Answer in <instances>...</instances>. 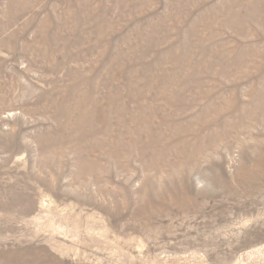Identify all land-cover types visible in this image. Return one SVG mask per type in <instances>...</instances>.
Here are the masks:
<instances>
[{
	"label": "rangeland",
	"instance_id": "rangeland-1",
	"mask_svg": "<svg viewBox=\"0 0 264 264\" xmlns=\"http://www.w3.org/2000/svg\"><path fill=\"white\" fill-rule=\"evenodd\" d=\"M263 101L264 0H0V264H264Z\"/></svg>",
	"mask_w": 264,
	"mask_h": 264
},
{
	"label": "bare ground",
	"instance_id": "bare-ground-1",
	"mask_svg": "<svg viewBox=\"0 0 264 264\" xmlns=\"http://www.w3.org/2000/svg\"><path fill=\"white\" fill-rule=\"evenodd\" d=\"M249 48H250V46H249ZM261 69H262V68H261ZM221 73H224V72H221ZM236 82H237V81H236ZM189 86H190V85H189ZM253 92H255V91H253ZM251 93H252V92H251ZM253 94H254V93H252V95H253ZM259 95H260V94H259ZM186 96H187V95H186ZM253 96H255V95H253ZM260 96H261V95H260ZM251 97H252V96H251ZM173 98H174V97H173ZM177 98H178V97H177ZM177 98H176V99H177ZM255 98H256V97H255ZM237 99H238V98H237ZM231 100H232V97H231ZM231 100H230V101H231ZM135 101H136V100H135ZM163 101H164V100H163ZM167 101H168V100H166V103H167ZM176 101H177V100H176ZM222 101H223V100H222ZM137 102H138V101H137ZM146 102H147V101H146ZM171 102H172V101H171ZM223 102H224V105H225V101H223ZM260 102H261V101H260ZM263 102H264V101H263ZM153 103H154V102H153ZM199 103H200V102H199ZM210 103H211V102H210ZM212 103H213V102H212ZM79 104H80V103H79ZM85 104H86V103H84V105H85ZM144 104H145V101H144ZM150 104H151V102H150ZM154 104H155V103H154ZM161 104H162V103H161ZM175 104H176V103H175ZM183 104H185V103H183ZM188 104H189V103H188ZM188 104H187V105H188ZM193 104H194V103H193ZM258 104H260V103H258ZM258 104H257V105H258ZM152 105H153V104H152ZM159 105H160V103H159ZM163 105H166V104H163ZM185 105H186V104H185ZM185 105H184V106H185ZM212 105H213V104H212ZM224 105H223L222 107H224ZM135 106H136V105H135ZM135 106H134V107H135ZM154 106H155V105H154ZM176 106H177V105H176ZM252 106H253V105H252ZM127 107H128V106H127ZM139 107H140V106H139ZM163 107H164V106H163ZM166 107H167V106H166ZM178 107H179V106H178ZM185 107H186V106H185ZM207 107H208V106H207ZM222 107H221V108H222ZM225 107H227V106H225ZM253 107H254V106H253ZM255 107H256V106H255ZM258 107H259V106H258ZM258 107H257V108H258ZM261 107H262V106H261ZM106 108H107V107H106ZM144 108H145V107H144ZM152 108H153V107H152ZM154 108H155V107H154ZM170 108H171V107H170ZM235 108H237V107H235ZM235 108H232V109H235ZM128 109H129V108H128ZM136 109H137V108H136ZM138 109H139V108H138ZM171 109H172V108H171ZM176 109H177V108H176ZM191 109H192V108H191ZM228 109H229V108H228ZM160 110H161V109H160ZM163 110H164V109H163ZM178 110H179V109H178ZM186 110H187V109H186ZM188 110H189V109H188ZM201 110H202V109H201ZM257 110H258V109H257ZM257 110H256V111H257ZM125 111H126V110H125ZM174 111H175V110H174ZM182 111H183V110H182ZM211 111H212V110H211ZM217 111H218V110H217ZM220 111H221V110H220ZM229 111H230V110H229ZM246 111H247V110H246ZM132 112H133V111H132ZM134 112H136V111H134ZM155 112H158V111H155ZM155 112H154V114H155ZM160 112H161V111H160ZM160 112H159V113H160ZM176 112H177V111H176ZM207 112H208V111H207ZM209 112H210V111H209ZM227 112H228V111H227ZM242 112H243V111H242ZM108 113H110V112H108ZM165 113H166V112H165ZM179 113H180V112H179ZM191 113H192V112H191ZM212 113H214V111H213ZM232 113H233V112H232ZM261 113H262V112H261ZM135 114H136V113H135ZM162 114H163V113H162ZM168 114H169V113H168ZM170 114H171V113H170ZM173 114H174V113H173ZM175 114H176V113H175ZM177 114H178V113H177ZM252 114H253V112H252ZM252 114H251V115H252ZM256 114L258 115V113H256ZM61 115H62V114H61ZM129 115H130V114H129ZM131 115H132V114H131ZM186 115H188V114H186ZM213 115H214V114H213ZM133 116H134V115H133ZM140 116H141V115H140ZM145 116H146V115H145ZM206 116H207V115H206ZM225 116H226V115H225ZM252 116H253V115H252ZM141 117L143 118V114H142ZM158 117H159V116H158ZM163 117H164V116H163ZM210 117H211V116H210ZM135 118H136V116H135ZM137 118H138V117H137ZM142 118H141V119H142ZM190 118H191V117H190ZM202 118H203V117H202ZM204 118H205V116H204ZM212 118H215V116L212 117ZM227 118H228V117H227ZM247 118H248V117H247ZM249 118H250V117H249ZM254 118H255V117H254ZM119 119H120V118H119ZM123 119H124V118H123ZM147 119H148V118H147ZM168 119H169V115H168ZM193 119H194V118H193ZM219 119H220V117H219ZM116 120H117V119H116ZM156 120H157V119H156ZM169 120H170V119H169ZM227 120H228V119H227ZM237 120H238V118H237ZM253 120H254V119H253ZM127 121H128V119H127ZM144 121H145V119H144ZM189 121H190V120H189ZM208 121H209V120H208ZM225 121H226V120H225ZM105 122H106V121H105ZM124 122H126V121H124ZM124 122H123V123H124ZM128 122H129V121H128ZM130 122H131V121H130ZM135 122H136V121H135ZM200 122H201V121H200ZM115 123H116V122H115ZM120 123H121V121H120ZM140 123H141V122H140ZM143 123H144V122H143ZM143 123H142V124H143ZM216 123H217V122H216ZM225 123H226V122H225ZM107 124H108V123H107ZM129 124H130V123H129ZM146 124H148V123H146ZM178 124H179V123H178ZM191 124H192V123H191ZM197 124H198V122H197ZM207 124H208V123H207ZM214 124H215V122H214ZM77 125H78V124H77ZM79 125H81V124H79ZM87 125L89 126V123H88ZM105 125H106V124H105ZM114 125H115V124H114ZM134 125H135V124H134ZM137 125H138V124H137ZM174 125H175V124H174ZM179 125H180V124H179ZM74 126H75V125H74ZM81 126H82V125H81ZM85 126H86V125H85ZM139 126H142V125H139ZM164 126H165V125H164ZM164 126H163V127H164ZM176 126H177V125H176ZM180 126H181V125H180ZM186 126H187V125H186ZM188 126H189V125H188ZM194 126H195V125H194ZM225 126H226V125H225ZM117 127H118V126H117ZM121 127H122V126H121ZM131 127H132V126H131ZM131 127H130V128H131ZM198 127H199V126H198ZM208 127H209V126H208ZM213 127H214V126H213ZM122 128H123V127H122ZM169 128H170V127H169ZM172 128H173V127H172ZM184 128H185V127H184ZM75 129H76V128H75ZM108 129H109V128H108ZM140 129H141V128H140ZM140 129H139V130H140ZM144 129H145V128H144ZM149 129H150V128H149ZM164 129H165V128H164ZM213 129H214V128H213ZM79 130H80V129H78V131H79ZM83 130H84V129H83ZM161 130H162V127H161ZM168 131H169V130H168ZM172 131H173V130H172ZM79 132H80V131H79ZM141 132H142V131H141ZM166 132H167V130H166ZM87 133H88V132H87ZM120 133H121V132H120ZM77 134H78V133H77ZM77 134H76V135H77ZM81 134H82V136H83V133H81ZM112 134H113V133H112ZM116 134H117V133H116ZM122 134H123V133H122ZM151 134H152V133H151ZM173 134H174V133H173ZM191 134H192V133H191ZM90 135H91V134H90ZM93 135H94V134H92L91 136H93ZM117 135H119V134H117ZM143 135H144V134H143ZM125 136H126V135H125ZM104 137H105V136H104ZM121 137H122V136H121ZM162 137H163V136H162ZM200 137H201V136H200ZM204 137H205V136H204ZM208 137H209V136H208ZM71 138H72V137H71ZM107 138H108V136H107ZM107 138H106V139H107ZM68 139H69V138H68ZM92 139H93V138H92ZM123 139H124V138H123ZM152 139H153V138H152ZM201 139H202V138H201ZM69 140H70V139H69ZM126 140H127V139H126ZM208 140H211V139H208ZM106 141H107V140H106ZM119 141H121V140H119ZM128 141H129V140H128ZM148 141H149V140H148ZM104 142H105V141H104ZM121 143H122V141H121ZM104 145H105V144H104ZM121 145H122V144H121ZM121 145H120V146H121ZM138 145H139V143H138ZM87 147H88V146H87ZM116 147H117V146H116ZM144 147H145V146H144ZM80 148H81V147H80ZM88 148H89V147H88ZM160 148H161V146H160ZM135 149H136V148H135ZM78 150H79V149H78ZM108 150H109V149H108ZM88 151H89V150H88ZM112 151H113V150H112ZM112 151H110V152H112ZM114 152H115V151H114ZM117 153H118V152H117ZM121 153H122V152H121ZM83 154H84V153H83ZM109 154H110V153H109ZM111 154H112V153H111ZM113 154H115V153H113ZM124 154H125V153H124ZM89 155H90V154H89ZM107 155H108V154H107ZM83 156H84V155H83ZM115 156H116V155H115ZM108 157H109V156H108ZM117 157H118V156H117ZM88 158H89V157H88ZM113 158H114V157H113ZM83 160H84V159H83ZM88 163H89V162H88ZM93 165H94V164H93ZM98 165H100V164H98ZM99 167H100V166H99ZM99 167H98V168H99ZM98 168H97V169H98ZM84 169H85V168H84ZM89 169H90V168H89ZM97 169H96V170H97ZM91 170H92V169H91ZM91 172H93V170H92ZM109 173H110V172H109Z\"/></svg>",
	"mask_w": 264,
	"mask_h": 264
}]
</instances>
